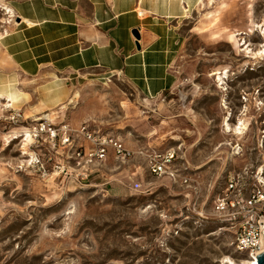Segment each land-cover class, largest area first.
Masks as SVG:
<instances>
[{
	"label": "rangeland",
	"instance_id": "1",
	"mask_svg": "<svg viewBox=\"0 0 264 264\" xmlns=\"http://www.w3.org/2000/svg\"><path fill=\"white\" fill-rule=\"evenodd\" d=\"M172 1L176 7L169 9L181 15L169 35L175 88L148 101L130 92L112 97L99 91L103 130H97L128 144L131 160L110 157L83 185L20 170L23 145L9 140L28 125L9 122L13 111L0 108V264L247 260L234 253L229 232L211 210L230 172L264 171V0ZM2 6H8L6 0H0V35L15 19ZM216 71L228 72L226 91L211 76ZM121 101L133 102L132 112L138 108L146 115L126 120ZM158 117L168 120L163 128ZM227 117L233 129L244 124L242 135L227 133ZM122 123L128 126L124 131ZM178 142L186 150L196 143L181 155L190 164L185 174L202 188L200 200L186 197V185L168 184L148 171L149 154Z\"/></svg>",
	"mask_w": 264,
	"mask_h": 264
},
{
	"label": "crops",
	"instance_id": "2",
	"mask_svg": "<svg viewBox=\"0 0 264 264\" xmlns=\"http://www.w3.org/2000/svg\"><path fill=\"white\" fill-rule=\"evenodd\" d=\"M6 1L15 19L0 37V96L11 100L24 117L56 110L55 123L66 121L73 129L89 123L103 130L99 91L114 93L112 97L119 90L130 92L148 101L163 98L177 85L169 35L181 15L179 9H169L176 7L172 0ZM134 30L141 35L139 41ZM76 93L79 98L73 101ZM195 144L186 150L178 142L154 151L180 149L186 157ZM192 178L193 189L184 192L200 200L202 188ZM158 179L172 184L167 176Z\"/></svg>",
	"mask_w": 264,
	"mask_h": 264
},
{
	"label": "built area",
	"instance_id": "3",
	"mask_svg": "<svg viewBox=\"0 0 264 264\" xmlns=\"http://www.w3.org/2000/svg\"><path fill=\"white\" fill-rule=\"evenodd\" d=\"M143 14L144 11L140 10L139 15ZM106 81L112 83L111 79ZM9 109L13 111L9 122L22 125L27 122L28 125L24 126L26 131L19 135L20 142L25 144L21 150L24 160L18 166L20 170H33L42 178L56 175L63 183L83 185L88 184L90 176L110 157L128 160L132 157L119 138L105 134L89 123L73 129L66 121L55 123L43 118L40 121L24 119L22 112L13 108L12 102ZM147 164L151 176H167L174 185L192 188L194 181L185 174L189 166L180 149L151 153L147 156ZM135 189H140V185L135 184ZM211 212L213 220L229 232L235 254L253 260L259 253H264L263 170L245 167L230 172L214 198Z\"/></svg>",
	"mask_w": 264,
	"mask_h": 264
},
{
	"label": "bare ground",
	"instance_id": "4",
	"mask_svg": "<svg viewBox=\"0 0 264 264\" xmlns=\"http://www.w3.org/2000/svg\"><path fill=\"white\" fill-rule=\"evenodd\" d=\"M2 7H3L2 10L5 12V16H9L10 15V17L8 18L9 20H11L12 18L15 17L14 11L11 8H9L8 6H2ZM141 11H143V10H141ZM26 23H28L29 25H31V23L28 22V21H26ZM0 37H1V35H0ZM211 76L212 77H217L216 83H217L218 89L223 90V91H226L225 88H223V86L225 85V80L228 78V72L226 71L224 73L222 71H216V72L212 73ZM78 98H79V93H76L73 96V99L72 100L74 101V100H77ZM5 101H6V99L3 96H0V108L1 109L3 107L9 106V103L12 102L11 100H8L9 103H5ZM133 106L134 105H132V103L127 102V101H123V103L121 104V107H122V110H123V112H124V114L126 116V119L131 117V109H132ZM61 109H63V107ZM136 110L137 111L134 113L135 114L134 116H138V117L140 116V117H142V116L146 115V113H147V112H144V111H142V110H140L138 108ZM58 115H59V111H56L55 110V111H51L49 113H44L42 116L34 118V120L35 121H40V119L43 118V119H49L51 121H54V119ZM158 122H160L159 123V125H160L159 127L160 128H163L164 125H166V123H167V119L164 118V117H158ZM224 123H225L224 126L226 127L227 133H231L232 131H235L234 134H237V135H242L243 134L242 133V131H243L242 129H243V125L244 124H242V127H239V128L238 127H236V128L234 127V129H233L232 126L230 125V117H227L224 120ZM119 126H120L119 130H121V131H124L127 128L125 126V123H122ZM154 132H156V131L154 130ZM19 135H20V132L19 133L18 132H15L13 134V136H12V139L9 140V143H11L13 141H16V140L19 141L20 140V137H21ZM23 146L25 147V144ZM23 151H25V149ZM23 154L26 155L25 152ZM55 177H56V175H53L51 181H53L55 179ZM258 255H260V253ZM257 256L253 260L252 259H247V260H243V261H240V262H237L236 260H234L231 257H225L222 260V264H258V262H257L258 261Z\"/></svg>",
	"mask_w": 264,
	"mask_h": 264
},
{
	"label": "water",
	"instance_id": "5",
	"mask_svg": "<svg viewBox=\"0 0 264 264\" xmlns=\"http://www.w3.org/2000/svg\"><path fill=\"white\" fill-rule=\"evenodd\" d=\"M132 34H133V36L136 38L137 41L140 40L141 35H140V33H139L138 30H134V31L132 32ZM138 47H139V46H138ZM257 258H258V261H257L258 264H264V253L261 254V255H259V256H257Z\"/></svg>",
	"mask_w": 264,
	"mask_h": 264
}]
</instances>
